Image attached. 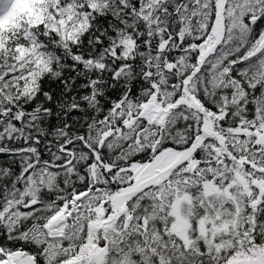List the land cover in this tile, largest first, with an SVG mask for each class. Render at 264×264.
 <instances>
[{
    "label": "snow or ice",
    "instance_id": "6c2138e0",
    "mask_svg": "<svg viewBox=\"0 0 264 264\" xmlns=\"http://www.w3.org/2000/svg\"><path fill=\"white\" fill-rule=\"evenodd\" d=\"M0 264H264V0H0Z\"/></svg>",
    "mask_w": 264,
    "mask_h": 264
}]
</instances>
